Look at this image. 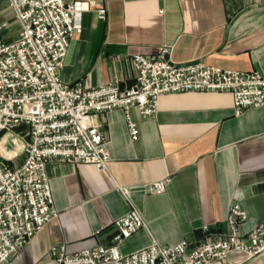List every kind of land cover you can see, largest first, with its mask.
<instances>
[{
  "label": "crops",
  "instance_id": "1",
  "mask_svg": "<svg viewBox=\"0 0 264 264\" xmlns=\"http://www.w3.org/2000/svg\"><path fill=\"white\" fill-rule=\"evenodd\" d=\"M84 4L79 30L72 33L60 75L86 85L135 80L133 54H153L161 44L173 47L174 62L203 61L242 71L264 72V0H78ZM106 9L105 18L98 16ZM13 16L0 0V23ZM6 40L15 37L4 34ZM154 115L131 119L139 136L131 139L125 113L113 109L95 117L110 153L108 167L50 161L56 217L37 231L5 264H55L47 250L66 243L70 253L112 243L114 220L130 208L140 210L145 227L119 244L132 252L152 239L172 244L201 240V227L227 229L232 203L245 210L243 229L264 220V104L234 115L229 92L190 91L163 94ZM27 140L19 126L4 138ZM24 153L15 158L21 162ZM168 179L161 194H145L141 185ZM130 189V199L118 190ZM248 264H264V252Z\"/></svg>",
  "mask_w": 264,
  "mask_h": 264
},
{
  "label": "built area",
  "instance_id": "2",
  "mask_svg": "<svg viewBox=\"0 0 264 264\" xmlns=\"http://www.w3.org/2000/svg\"><path fill=\"white\" fill-rule=\"evenodd\" d=\"M19 32L6 40L0 23V264L18 257L45 223L58 215L51 192L47 163L93 164L103 171L110 160L106 139L95 117L103 111L122 109L131 139L139 129L129 109L143 117L154 115L161 95L190 92H229L234 115L249 106L264 104V72L242 71L203 61L174 62L173 47L161 44L153 54H133L135 80L131 86L118 82L86 85L66 82L60 75L72 33L82 24L84 4L78 0H6ZM105 18L106 9L98 11ZM19 126L26 127L27 140L20 147L15 137L4 138ZM24 153L21 162L15 158ZM168 179L141 185L149 194H161ZM118 190L130 199L129 187ZM227 229L204 224V237L162 244L152 239L132 252L119 244L145 227L138 208L113 222L117 233L107 245L95 244L77 252L66 243L47 250L55 264H248L264 252V220L248 229V217L238 202L225 217Z\"/></svg>",
  "mask_w": 264,
  "mask_h": 264
},
{
  "label": "rangeland",
  "instance_id": "3",
  "mask_svg": "<svg viewBox=\"0 0 264 264\" xmlns=\"http://www.w3.org/2000/svg\"><path fill=\"white\" fill-rule=\"evenodd\" d=\"M4 21H6L8 23V27H5L3 29V33L6 34V33L10 32L11 35L16 37L18 32H19L18 21L14 19V16H8V19L5 18Z\"/></svg>",
  "mask_w": 264,
  "mask_h": 264
}]
</instances>
